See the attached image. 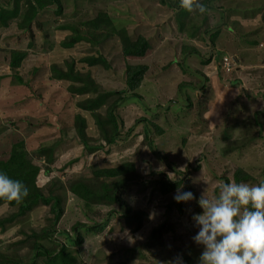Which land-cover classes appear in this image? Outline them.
Listing matches in <instances>:
<instances>
[{
  "label": "rangeland",
  "instance_id": "rangeland-1",
  "mask_svg": "<svg viewBox=\"0 0 264 264\" xmlns=\"http://www.w3.org/2000/svg\"><path fill=\"white\" fill-rule=\"evenodd\" d=\"M57 2L24 25L29 5L18 0L17 15L0 26V163L22 154L25 164L11 172L36 169L29 184L50 199L2 226L0 264H61L60 246L64 264H200L192 217L203 212L201 195H218L221 181L264 180V0H202L203 15L179 0ZM2 8L13 1L0 0ZM99 14L108 19L91 26ZM120 31L146 39L143 56H122ZM12 52L23 53L16 68ZM87 56L102 62L86 65ZM223 58L232 62L226 72ZM126 65L146 66L133 92ZM127 164L96 178L112 201H87L71 187ZM178 189L195 199L176 202Z\"/></svg>",
  "mask_w": 264,
  "mask_h": 264
},
{
  "label": "clouds",
  "instance_id": "clouds-1",
  "mask_svg": "<svg viewBox=\"0 0 264 264\" xmlns=\"http://www.w3.org/2000/svg\"><path fill=\"white\" fill-rule=\"evenodd\" d=\"M189 13L206 14L209 8L202 0H179ZM29 195L20 180L0 172V200L21 205ZM195 199L190 191L177 190L176 202ZM202 214L192 219L199 228L192 238L203 246L200 264H264V181L257 185L219 182L218 195L209 198L203 193L198 200ZM169 264H183L177 257Z\"/></svg>",
  "mask_w": 264,
  "mask_h": 264
},
{
  "label": "trees",
  "instance_id": "trees-1",
  "mask_svg": "<svg viewBox=\"0 0 264 264\" xmlns=\"http://www.w3.org/2000/svg\"><path fill=\"white\" fill-rule=\"evenodd\" d=\"M13 1V8L12 9H5L2 8L0 10V26H5V24L7 23V21L11 20L12 18H14L17 15V8H16V2L18 0H12ZM26 5H29L28 11L29 14L24 18V25L28 24L29 20L33 19L34 16L38 13L39 10L43 9L46 6L49 5H53L55 4L57 9L59 8L58 2L57 0H24ZM102 18L103 20L105 19V21L108 19L107 16H101L100 14L95 18V21L92 20L89 23H91V26H97L101 23H103L102 21L98 20ZM99 23V24H98ZM110 26V25H109ZM91 31H86V34H88ZM120 35V45H121V54L123 57H136L139 58L141 56L144 55V53L146 52L147 48H148V43L146 41L145 38L139 36L134 40H130L128 38V36L125 34V31H120L119 32ZM77 36V35H76ZM80 37V36H79ZM78 37V39H79ZM71 42L69 44L64 45L63 48H68L70 47L75 41V39H77L76 37H72L71 38ZM23 58V53L21 52H12L10 55V62H9V66L12 68H16L19 65V62L21 61V59ZM97 61H99L100 63L102 61H100L99 59L97 60L95 57L93 56H87L85 58H83L82 62L86 63V65L92 66L94 64L97 63ZM62 70H59V74L61 76H65V74H63V72H61ZM124 72H125V78H124V85L126 87V89L130 92L135 91L139 85L140 82L146 72V66L145 65H134V66H129L126 65L124 68ZM57 75V74H56ZM134 95V94H132ZM109 97V94H108ZM136 97V95H135ZM107 98V97H105ZM114 108V104H112L110 106V109L108 111V124L110 126H112L114 129H116L115 126V121L116 118L111 114ZM78 134V138L81 141V143L83 145H85L86 142V138H85V134H84V130H83V126L79 128V130L77 131ZM114 135L111 134V138H109L107 140L108 144H111L114 140ZM25 164V161L22 158V154H16L13 150L9 156V159L7 161V163H0V172H4L6 173L9 178H13V179H17L22 181L29 189V195L27 198H25L24 202L17 206L14 203H8L5 202L3 200H0V205L1 204H7L10 207H14L17 206V211L15 214L10 215L8 217H4L2 219H0V229L3 228L2 226L4 224H8L11 223L13 221V219H15L18 216L23 215L24 213L30 211L31 206H33L34 203H41L44 205H48L50 199L45 198L42 196V194L40 193L39 190H37V186H35V182L34 184L30 183L29 184V178L31 177V181L33 180V177L35 175L36 169H27L26 171H17V172H11L12 168H20L21 166H23ZM126 166L129 167V169H132V166L130 164L127 165H120L119 167L115 168V169H109V170H97L94 172L93 177H95L94 181L95 184H93V182H89L88 185L82 182H74V185H71V187H74L75 189H78V197L86 199L87 201L90 202H109L115 199L114 197V193H112L111 195L107 196L106 194V188L102 183H99L96 181V178L98 177H102V176H108V177H113V176H117L118 174L122 173L123 171H126L127 168ZM235 180L238 181L237 176H235ZM264 181V180H263ZM114 183V187H117L119 185H122V182L119 183L118 181L113 180ZM119 183V184H118ZM173 184V182H171ZM172 184L170 183H166L165 186L168 188L172 187ZM114 191V190H113ZM72 192L76 194V190L72 189ZM59 202H60V198L54 197L52 202L50 203V208H49V212L53 215V220H57L59 219L61 213H62V209L59 206ZM57 206V207H55ZM129 209H125V212L123 214L124 218H129V214H128ZM63 246H60L58 250H56L54 252L53 256H56L55 259H58L59 262L61 264H64V261L66 259V257L63 255V252L61 250ZM47 253L46 255H49L48 252H44V254ZM30 264H33L31 262H29Z\"/></svg>",
  "mask_w": 264,
  "mask_h": 264
},
{
  "label": "crops",
  "instance_id": "crops-1",
  "mask_svg": "<svg viewBox=\"0 0 264 264\" xmlns=\"http://www.w3.org/2000/svg\"><path fill=\"white\" fill-rule=\"evenodd\" d=\"M187 93V92H186ZM2 209H5V210H8V209H10V206H8L7 204H1L0 205V218L1 217H3V215H4V211H2ZM2 219V218H1ZM1 230L2 229H0V239L2 240L3 239V233H1ZM16 239H18V238H16Z\"/></svg>",
  "mask_w": 264,
  "mask_h": 264
},
{
  "label": "built area",
  "instance_id": "built-area-1",
  "mask_svg": "<svg viewBox=\"0 0 264 264\" xmlns=\"http://www.w3.org/2000/svg\"><path fill=\"white\" fill-rule=\"evenodd\" d=\"M222 62H223V68L225 72L228 71L230 68L229 65L232 64V62L230 61V59H226V58H223Z\"/></svg>",
  "mask_w": 264,
  "mask_h": 264
}]
</instances>
